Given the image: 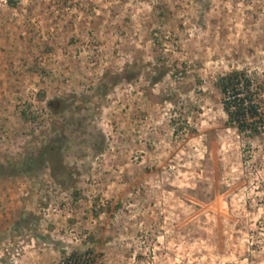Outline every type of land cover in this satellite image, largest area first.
<instances>
[{
  "label": "rangeland",
  "instance_id": "374dc122",
  "mask_svg": "<svg viewBox=\"0 0 264 264\" xmlns=\"http://www.w3.org/2000/svg\"><path fill=\"white\" fill-rule=\"evenodd\" d=\"M236 69L264 84V0H0V264H264Z\"/></svg>",
  "mask_w": 264,
  "mask_h": 264
},
{
  "label": "trees",
  "instance_id": "16d2710c",
  "mask_svg": "<svg viewBox=\"0 0 264 264\" xmlns=\"http://www.w3.org/2000/svg\"><path fill=\"white\" fill-rule=\"evenodd\" d=\"M216 86L221 93L223 110L228 117L227 125L250 138L261 136L264 133V84L258 77L246 70L236 69L219 77ZM58 156V147L47 146L37 157L26 158L19 172L36 173L48 161H54ZM92 253L93 250L74 252L67 258V262L90 264Z\"/></svg>",
  "mask_w": 264,
  "mask_h": 264
}]
</instances>
